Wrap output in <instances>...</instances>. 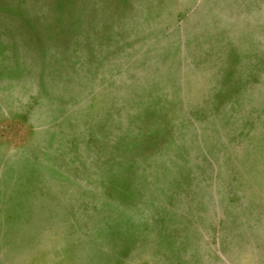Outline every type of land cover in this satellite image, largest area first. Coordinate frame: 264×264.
I'll use <instances>...</instances> for the list:
<instances>
[{"label": "rangeland", "instance_id": "obj_1", "mask_svg": "<svg viewBox=\"0 0 264 264\" xmlns=\"http://www.w3.org/2000/svg\"><path fill=\"white\" fill-rule=\"evenodd\" d=\"M0 264H264V0H0Z\"/></svg>", "mask_w": 264, "mask_h": 264}]
</instances>
